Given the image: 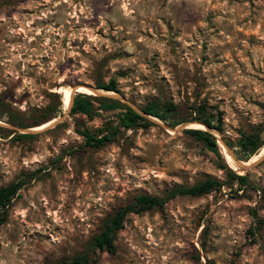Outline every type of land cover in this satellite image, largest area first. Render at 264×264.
<instances>
[{"label": "rangeland", "instance_id": "374dc122", "mask_svg": "<svg viewBox=\"0 0 264 264\" xmlns=\"http://www.w3.org/2000/svg\"><path fill=\"white\" fill-rule=\"evenodd\" d=\"M111 79L117 92L96 87ZM91 88L136 110L172 101L182 118L206 102L222 118L208 130L216 150L186 132L196 122L153 116L85 146L82 131L115 126L120 111L70 113ZM263 122L264 0H0V186L23 181L0 223V264H65L136 195L208 177L223 185L127 213L115 250H89V264H264V146L250 164L228 161Z\"/></svg>", "mask_w": 264, "mask_h": 264}, {"label": "trees", "instance_id": "16d2710c", "mask_svg": "<svg viewBox=\"0 0 264 264\" xmlns=\"http://www.w3.org/2000/svg\"><path fill=\"white\" fill-rule=\"evenodd\" d=\"M97 88H101L106 91H115V80L111 79L108 83L98 84ZM77 93L72 100V96L69 99L68 106L70 107V113H82L88 116L93 115L97 109L104 111L120 109L117 115L118 122L115 126L109 125L100 127L95 132H90L85 129L82 131L84 135V145L88 147H100L106 142L112 139L119 130L120 126L123 127H147L151 125V121L147 116H153L170 127H175L180 123L196 122L191 125L197 124V128H188L186 132L193 135L198 139H202L207 146L216 150V139L214 136L205 129V126L212 130L215 129L219 132L222 130V118L219 112L210 110L207 107L206 102L191 107L190 118H182L179 113V105L172 101L162 102L158 99L150 100L139 111L125 106L122 107L115 99L100 98L91 94L83 93L85 91ZM72 100V104H71ZM95 102H98V106H95ZM55 106H47L45 108L44 117L37 123H42L49 119V112H54ZM20 127H32L33 123L28 122H15ZM202 123V124H199ZM43 124V123H42ZM205 126H204V125ZM41 125V124H40ZM196 126V125H195ZM3 127H0V134ZM34 134L24 133L22 137H31ZM264 146V122L261 126L252 132H241V137L237 142V149L234 150L235 156L244 161L248 159L261 147ZM226 168L225 165H223ZM227 176L229 181L235 180L238 187L247 183L246 174H237L233 170L227 168ZM23 181L19 178L16 182L9 183L4 186H0V223H3L6 219L7 209L12 201V198L17 195V191L22 187ZM223 183L215 178H206L198 181L192 185L178 184L172 187L166 188L164 196L151 195L141 193L133 198V201L125 206L119 207L110 217L104 221L103 229L100 233L92 238L89 247L86 251L78 253L72 256L65 264H89L88 251L91 249H100L113 252L115 250L114 237L117 230H119L124 222V218L127 213H141L143 211L152 209L154 207L162 206L167 200L176 196H200L213 191L214 189L222 186ZM240 189V188H238Z\"/></svg>", "mask_w": 264, "mask_h": 264}, {"label": "bare ground", "instance_id": "6f19581e", "mask_svg": "<svg viewBox=\"0 0 264 264\" xmlns=\"http://www.w3.org/2000/svg\"><path fill=\"white\" fill-rule=\"evenodd\" d=\"M82 91H85V92H88V93H93V92H91V91H88V90H82ZM199 124H202V123H199ZM196 125V127H199L197 124H195ZM228 155V154H227ZM255 157H256V154H254L252 157H251V159H250V161H242V160H240V161H236L233 157H228L229 159H228V161H230V162H237V164H242V163H246V164H250V162H252L254 159H255Z\"/></svg>", "mask_w": 264, "mask_h": 264}, {"label": "water", "instance_id": "95a60500", "mask_svg": "<svg viewBox=\"0 0 264 264\" xmlns=\"http://www.w3.org/2000/svg\"><path fill=\"white\" fill-rule=\"evenodd\" d=\"M91 90L93 91V95H97V94H101V93H99L97 90H96V88H91ZM71 103H72V100H71ZM134 109V108H133ZM136 110V109H135ZM137 111H139L140 113H142L140 110H137ZM148 118H149V120H150V117H152V116H147ZM204 125V124H203ZM205 126V125H204ZM205 130H210V129H208L206 126H205ZM25 131V130H24ZM26 131H35V130H30V129H26ZM250 166V165H249Z\"/></svg>", "mask_w": 264, "mask_h": 264}, {"label": "built area", "instance_id": "2783aa9c", "mask_svg": "<svg viewBox=\"0 0 264 264\" xmlns=\"http://www.w3.org/2000/svg\"><path fill=\"white\" fill-rule=\"evenodd\" d=\"M260 196H261V194H260Z\"/></svg>", "mask_w": 264, "mask_h": 264}, {"label": "flooded vegetation", "instance_id": "af4514ba", "mask_svg": "<svg viewBox=\"0 0 264 264\" xmlns=\"http://www.w3.org/2000/svg\"><path fill=\"white\" fill-rule=\"evenodd\" d=\"M23 186V185H22Z\"/></svg>", "mask_w": 264, "mask_h": 264}]
</instances>
